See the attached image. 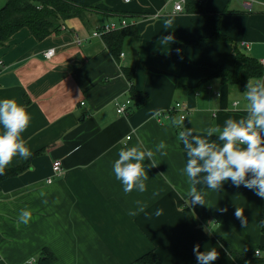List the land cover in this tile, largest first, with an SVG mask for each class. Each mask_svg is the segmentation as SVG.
<instances>
[{
	"label": "crops",
	"instance_id": "1",
	"mask_svg": "<svg viewBox=\"0 0 264 264\" xmlns=\"http://www.w3.org/2000/svg\"><path fill=\"white\" fill-rule=\"evenodd\" d=\"M75 1L127 14L138 35L125 37L114 56L91 32L116 18L85 11L83 18L66 19L58 32L42 39L23 27L0 46V98L15 99L30 114L21 137L31 151L8 165L29 161L27 168L0 181V264H39L44 248L54 256L46 264H143L136 258L148 251L156 255L153 264H197L194 245L205 252L215 248L213 264H264V198L231 181L217 192L207 190L200 180L195 187L206 191L205 205L188 203V178L181 171L188 157L178 140L180 131L191 130L222 144L206 130L246 116L242 92L248 81L264 76L230 84L215 74V66L232 70V45L191 42L210 36L209 19L217 18L221 33L261 61L264 0H251L250 7L243 0H184L180 10L173 0ZM192 1L205 13L193 11ZM75 34L85 42L75 43ZM49 48L54 53L47 58ZM122 66L132 69L130 80ZM131 85L149 100L128 114L117 113L116 101L128 97ZM236 97L239 110L233 108ZM175 101L189 113L174 126ZM161 140L167 155L157 153L156 166L146 167L147 191L124 193L112 172L118 149L138 141L154 149ZM54 159L61 161L58 175L52 172ZM135 200L147 206L130 216ZM236 208L243 209L245 224L235 216ZM22 209L31 211L27 224L18 222ZM157 209L162 210L158 216ZM231 251L248 256L237 261Z\"/></svg>",
	"mask_w": 264,
	"mask_h": 264
},
{
	"label": "clouds",
	"instance_id": "2",
	"mask_svg": "<svg viewBox=\"0 0 264 264\" xmlns=\"http://www.w3.org/2000/svg\"><path fill=\"white\" fill-rule=\"evenodd\" d=\"M169 36H163L162 39L166 40ZM242 93L246 101V116L240 119L228 118L223 126L215 125L206 130L207 137L215 135L222 144L194 136L191 130L180 131L178 134V140L183 142L188 157L181 170L189 183L186 200L193 206L205 205L206 191L195 187L200 180L207 190L217 192L225 182L231 181L233 186H243L264 198V79L248 81ZM239 107L240 98L236 97L233 108L239 110ZM183 120L184 117L174 119L172 124L181 125ZM29 122L30 114L23 105L12 98H0V128L3 129L0 132V174H3L13 157L27 159L31 155L30 148L21 137ZM166 148L165 141L161 140L154 149L145 147L142 141L118 149L117 158L112 162V172L124 193L147 191L145 181L148 176L145 169L156 166L154 156L157 153L167 155ZM145 160L148 161L147 165ZM201 173H204L202 177ZM134 204L136 207L128 210L130 216L144 212L147 206L146 202L140 200H135ZM161 211L157 209L155 215H160ZM235 216L241 224L246 223L242 208L235 209ZM30 219L31 211L22 209L18 222L27 224ZM193 252L197 264H213L218 256L215 248L205 252L199 251L198 246L194 245Z\"/></svg>",
	"mask_w": 264,
	"mask_h": 264
},
{
	"label": "trees",
	"instance_id": "3",
	"mask_svg": "<svg viewBox=\"0 0 264 264\" xmlns=\"http://www.w3.org/2000/svg\"><path fill=\"white\" fill-rule=\"evenodd\" d=\"M192 3L194 5L192 8L193 11L205 13L201 4L196 1H192ZM85 11L108 13L116 19L127 17L125 13L104 10L92 5L79 3L75 0H5L3 5L0 6V46H3L12 34L23 27L27 28L36 39H42L52 33L58 32L66 19L74 16L83 18L86 13ZM218 21L217 18L209 19L213 28L212 34L207 37L200 36L198 40L191 42L195 44L202 39H214L226 40L232 45L234 53V66L232 70H228L222 66H215V74L225 76L230 84L240 83L247 78H260L264 76V65L257 58L246 53L244 49H240L230 37L221 33L218 29ZM134 35L137 36L138 33L135 24L132 23L108 31L101 37L110 52L114 56H117L121 50L124 38ZM121 69L130 80L133 76L132 69L127 66H122ZM128 97L132 101V107H140L149 100V95L146 92L137 90L132 85L129 88ZM28 164L29 161H26L20 165L6 166L3 174H0V181L6 177L19 174L28 167ZM260 229L264 233V211L260 218ZM231 254L237 261L248 256V254H242L236 251H231ZM53 258L52 253L44 248L42 256L38 258V263L46 264L52 261ZM155 261L156 255L152 251H148L136 258V262L143 264H153Z\"/></svg>",
	"mask_w": 264,
	"mask_h": 264
},
{
	"label": "built area",
	"instance_id": "4",
	"mask_svg": "<svg viewBox=\"0 0 264 264\" xmlns=\"http://www.w3.org/2000/svg\"><path fill=\"white\" fill-rule=\"evenodd\" d=\"M124 1H128V0H124ZM251 0H243V4L246 7H250L251 5ZM184 0H173V7L175 10H180L182 9V4H183ZM133 22H131L130 20H128L127 17H120L119 19H112L109 20L99 26H97L96 28L93 29V31L91 32V36H95V37H101L104 33L114 30V29H118L121 27H124L128 24H132ZM61 27H63V25H61ZM74 41L75 43L81 44L83 42H85V38L79 36L78 34L74 35ZM54 53V49L53 48H49L44 52L45 57L50 58L52 56V54ZM121 55H123V53L121 52ZM260 63L262 65H264V59H261ZM209 88H211V86H208ZM81 103H83L81 101ZM132 101L129 97H126L124 100L121 101H116V111L117 113L120 114H128V112L130 111V109L132 108ZM170 110H176L178 111V116L180 117H184L189 113L188 107L183 104L180 101H175L174 104L170 107ZM52 172L53 174L58 175L61 172V161L60 159H54L52 162ZM48 181H50V178H48ZM255 254H258L259 250H255L254 251Z\"/></svg>",
	"mask_w": 264,
	"mask_h": 264
}]
</instances>
